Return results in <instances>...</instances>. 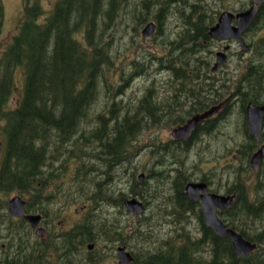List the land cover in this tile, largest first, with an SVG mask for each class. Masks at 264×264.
<instances>
[{
    "label": "trees",
    "instance_id": "trees-1",
    "mask_svg": "<svg viewBox=\"0 0 264 264\" xmlns=\"http://www.w3.org/2000/svg\"><path fill=\"white\" fill-rule=\"evenodd\" d=\"M208 4L207 0H57L45 16L38 0H22L17 31L9 42L2 44L5 9L4 1L0 0V123H3L1 131L4 137L0 148V191L30 196L25 212L42 215L46 206L51 204L42 199V190L49 181H53V158L60 157L63 163H67L68 158L77 157L80 153L87 157V143L104 136L100 129L89 130V121H78V118L87 116L91 106L99 101H105L99 115H105L107 111L113 116L137 115L138 107L126 114L125 100L121 96L128 82L137 76L130 69L146 67L135 59L129 61V68L116 65L111 53L112 31L121 11L131 7L130 11L133 10L139 24L154 20L160 30L168 8L175 6L183 29L174 41L167 42L166 55L153 57V60L159 66L207 68L203 57L196 54L210 51L213 43L207 32L214 21ZM188 5L191 7L188 8ZM253 47L258 55L261 54L258 72H264V65L261 64L264 62V38L254 43ZM176 53L183 56H175ZM251 66L237 81L241 89L240 100L244 104L261 102L264 93V79L259 81L260 77L253 74ZM17 70H21L24 83L18 105L10 108ZM179 76L183 78L182 74ZM260 90L263 93L258 94ZM117 98H121L120 101ZM119 120L108 123L112 126L107 132L111 136L109 151L112 158L137 132L135 120L130 117ZM80 127L83 135L79 133ZM261 140L264 141V134ZM242 145L248 151L239 153L241 165L232 169L233 181L227 194H235L236 198L224 212L223 222L256 244V249L246 259L234 253L228 237H218L203 223L200 225L202 233L196 235L178 223L183 219H172L170 224L173 227L162 239L150 236L148 225H141V219L136 221V225L125 224L120 220L126 216L122 200L129 196L137 197L132 183L126 194L116 189L115 184H109V180L104 183L93 181L89 179L93 166L82 163L77 167L82 179L75 184L90 191L89 195L80 198L79 206L84 214L82 225L60 239L50 237L42 242L34 237L23 220L12 219L5 211L6 203L0 201V252L3 244L7 250L14 252L9 257L0 253V261L43 259L41 255H34L38 249L26 246L47 242L62 245V252L56 255L60 264H103V257L94 256L95 252L89 257L93 260H77L75 255L79 250L76 239L79 240L77 245L84 247L82 252L90 243L100 246L101 243L120 241L123 234H130L134 242L142 247H154L152 252L139 249L130 264H264V171L262 169L251 175L245 161L255 145L249 137ZM76 149L82 152L73 153ZM103 165L108 168L105 159L101 162ZM116 172V169L109 168L104 174L110 178ZM13 245L18 248L8 247ZM38 251L44 252V249ZM53 251H57V247ZM27 252L32 256L20 255Z\"/></svg>",
    "mask_w": 264,
    "mask_h": 264
},
{
    "label": "flooded vegetation",
    "instance_id": "flooded-vegetation-1",
    "mask_svg": "<svg viewBox=\"0 0 264 264\" xmlns=\"http://www.w3.org/2000/svg\"><path fill=\"white\" fill-rule=\"evenodd\" d=\"M238 2L237 6L233 9L224 7L223 2L208 4V8L212 11V19H214L213 25L217 23L222 12L227 11L233 14V16H236L239 13L249 10L254 5L253 0H240ZM171 7L168 8L169 12ZM189 7H191V5H188V8ZM263 11L264 2L257 5V11L252 20L241 32L242 42L247 46L246 52L241 50V46L235 39L218 40L208 35L214 44H218V46L215 45V51L196 54L197 56L203 57V61H205L207 68L204 66L190 68L160 66L154 69L143 68L139 72L141 73L145 69V71L141 73L143 86L140 87L138 100L129 99L125 103V107L127 108L126 114L129 110L138 107L137 115L113 116L110 114V111H107L103 116H92V110L94 108V105H92L87 116H80L78 118V121H89V128L92 131L101 129L105 130V133H107V130L112 128V126L104 121L100 122L99 125L95 124L101 119L111 122L117 119L122 120L124 117H130L132 120L136 121L137 132L135 142L138 144L136 152V158L138 160L136 166L137 173L131 178L129 169L124 166L123 157L129 158V153L132 152L128 147H124L119 154H116V163L114 167L116 168L115 165L117 164V172L113 177L111 175L110 178L113 179L112 183L117 185L116 189H121L122 192L126 194H128L130 184L132 183L133 188L137 192V198L143 205V216L147 215L149 218H156L160 215H166L173 219L197 220L198 234L202 233L200 225L201 223L204 224V220L202 202L199 197L205 193L217 196H224L227 194L228 188L224 173L226 162L224 140L227 118L232 115V108L234 106H237L244 140L249 137L253 140L255 145L245 161V167L251 170V156L262 144H264V141L261 140L264 134V117L261 136L259 141L256 142L254 136L248 131L247 107L249 104L258 107L264 106V91L262 92L260 90L258 92V94H261V92L263 93L260 99L261 102H246L244 104L242 100H240L241 89L238 84H229V81L225 78L226 74L219 75V73L222 71V68L230 62L231 50L236 47L239 48V56H246L245 59L248 63L246 64L245 70H247L248 66L251 64L252 72H258V60L261 54L258 55V53L254 51L253 44L257 43V40L264 38ZM208 16H210L209 13ZM165 19L166 16L163 20ZM154 23L158 28V23L156 21ZM231 25L237 27L236 19L232 21ZM212 26H210L209 29ZM255 35H257V37H255ZM225 47H228L225 64L215 72H211L216 62V54L221 50L225 51ZM175 56L179 55L176 54ZM180 56H183V54ZM261 64L264 65V62ZM148 70H154V74L158 72H160V74L165 73L167 77L169 76L168 80L166 83H156V78L150 79L152 75ZM180 74L183 75V78H180ZM94 119L97 121H94ZM191 122H194V125L189 128L188 132H180L182 128L188 126ZM81 129L82 127H80L79 133L83 135ZM84 135H86V133ZM215 143H217L216 148L214 147ZM247 151L248 149L242 145L238 148L237 154L240 152L247 153ZM80 152L82 151L76 149L73 153ZM109 153L111 152L109 151ZM103 155V150H101L98 155L87 154V158L91 160L90 164L96 167L102 162L103 159L101 160L100 157ZM122 155L123 157L121 158ZM234 156L231 161L237 162L238 159ZM85 157L84 154L80 153L77 157L68 158L67 163H63L60 157L53 159L54 165L57 163L60 167H67L70 171V175H74L76 174L77 165L84 163ZM263 162L264 157L256 172H259L260 169L262 170ZM188 184L203 185L204 188L197 190L195 193L196 198H191L186 195V187ZM118 186H122V188H118ZM42 191V199L51 203L46 206L45 213L41 215V221L38 224V227L42 229V237L40 238L42 242L48 241L50 237H53V239H60L65 233L82 225L83 218H80V220L75 222L69 229L54 234L51 230V227H53L52 214L56 211L60 213V209L63 208L64 202L74 201L75 199L72 196H75L74 194L77 192L63 190L57 184L53 186V181H49ZM64 191L70 195H66ZM56 203L59 204V206H56ZM224 212L225 210L220 211L219 209H215L217 217L221 220L224 219ZM74 213L77 215H84L81 211L76 212L75 210ZM25 224L27 225L26 222ZM45 226L47 229L44 230L43 227ZM27 228L35 235V231L30 229L28 225ZM47 236L49 237L46 238ZM78 243L79 240L76 239L75 244L79 251L76 253L75 258L77 260L86 259H80V255H82L81 250L84 247H79L77 245ZM8 247L18 248L16 245ZM26 247L28 249H44V252L37 251L34 253L37 257L41 255L43 259H25L22 261L2 260L0 264H60V260H56V255L62 252L60 251L62 245L45 242L36 245L30 244ZM54 247H57V251L52 252ZM97 247L96 244H93V247L89 249L86 245L84 252L87 253V257L88 254L93 253ZM1 248L2 250L0 253L2 256L9 257L14 255V252L12 253L7 250L5 244L1 245ZM20 255L32 256V253H21Z\"/></svg>",
    "mask_w": 264,
    "mask_h": 264
},
{
    "label": "rangeland",
    "instance_id": "rangeland-1",
    "mask_svg": "<svg viewBox=\"0 0 264 264\" xmlns=\"http://www.w3.org/2000/svg\"><path fill=\"white\" fill-rule=\"evenodd\" d=\"M4 1V24H3V30H2V38L1 42L2 44H6L10 41L11 37L16 33L17 31V25H18V19L21 14L22 9V0H3ZM39 4L41 5L42 9L44 10L45 16L49 14L51 9L53 8L54 4L57 0H38ZM209 4L212 0H207ZM240 0H225L224 7L228 8H235ZM245 1V0H241ZM131 7L125 8L123 11L119 13V16L116 20L115 27L112 31V42H111V53L112 57L115 59L116 65H124L126 68H129V61L132 59H135L138 62H142L144 67H147L145 69H154L160 67L159 64L155 63L153 60V57H162V55H166V44L168 41H174L181 30L183 29L182 24L175 13V6H172L170 9L169 14L166 15V19L163 20V24L160 26V30L156 28L154 33L149 37L146 38L144 41L141 39V31L144 28V26L152 22L154 20H148L145 24H139L137 19L134 16V12L130 11ZM224 9V8H223ZM155 22V21H154ZM153 22V23H154ZM155 24V23H154ZM258 35V34H257ZM255 35V37H257ZM258 42V40L256 41ZM215 45L218 46V44L212 43L210 47V51H215ZM205 53H208L206 51ZM239 48H232L230 57L231 60L228 62L223 68L222 71L219 73L226 74L225 78L227 81H229V84H235L237 83L238 79L243 74L247 60L245 59L246 56H239ZM177 55H181L182 53H176ZM192 56V55H191ZM176 60H178V57H176ZM164 66H168L165 64ZM143 68L133 69L130 70L132 72L137 73L136 75L140 76H133L132 79L128 82L127 87L124 89V94L121 96L122 99L125 101L123 103H126L129 99L132 100H138L139 97V90L140 87L143 86V78L142 74L145 69L139 73ZM127 73L129 70H126ZM152 76H150V79L156 78V83H161L168 80L167 74L163 73L160 74L158 72L157 74H154V70H148ZM154 74V75H153ZM253 74L256 75L259 81L264 79V72H254ZM15 92L9 102V107L14 108L19 103L20 98V92L23 88L24 83V77L22 75L21 70H17L15 72ZM121 98H117V101H120ZM105 106V101L98 102L94 105V108L92 110V116H103L99 115L103 111V107ZM232 115L227 118L226 122V128H225V179L227 183V188L230 186V184L233 181L232 177V169L238 168L241 164L238 160L237 162L231 161L232 157L234 156L236 159H238L239 153L237 154V150L242 144L244 143V136H243V130L241 128V122L238 116V110L237 106H234L232 108ZM102 120V119H101ZM94 121H97L94 119ZM121 121V120H119ZM100 120L95 123L98 124ZM107 123L112 124L109 120H106ZM90 123V122H89ZM93 124V123H91ZM2 125L3 123H0V144L3 142V134H2ZM96 126V125H95ZM92 127V126H91ZM90 130V128H88ZM111 129V128H110ZM107 130V132L110 131ZM85 130V131H89ZM101 130V129H100ZM104 134V136L100 139H94L95 142H88L87 145L89 146L88 152L90 155H98L101 150H103V156L100 157V159H105L108 164V168L104 165L101 166V163L97 165L96 167H91V170L93 171L91 175H89V179L93 181L98 182H106L109 180V184H112L113 179L105 177L104 172H108L109 168L116 169L118 166L114 164L116 163L115 158H112V155H109V148L112 146V143L110 142L111 136H109V133H105V130H101ZM92 132V131H91ZM89 132V133H91ZM88 133V134H89ZM136 136H133L130 139H127L125 141V146L128 147L132 152L129 158L123 157V164L126 168L129 169L130 177L132 178L133 175L137 173V163L138 160L136 158V152L138 148V144L135 142ZM214 147H217V143L214 144ZM119 154V153H118ZM57 158V157H54ZM2 161V152L0 149V164ZM103 161V160H102ZM91 163V160L87 157H85L84 164L89 165ZM95 164L94 162H92ZM79 165H77L78 167ZM102 167V173L101 170L94 171L95 169H100ZM90 169V168H89ZM107 169V170H106ZM264 171V166L262 167ZM261 170V169H260ZM51 171L53 173L52 179H53V186L56 184L60 186L61 189L66 191H76L77 193L74 194V201L64 202L65 205L71 204V206H63V208L59 211H56L52 214V226L51 230L54 234H58L62 231H65L69 229L75 222H78L80 218L82 219L84 216L80 214H75V210L77 207H79L80 204V198L85 197V195H89L90 191L86 188L82 189L76 186V181H80L81 178V172L77 171L76 168V174L70 175V171L67 167L62 169V167L58 166L56 163L54 167L51 168ZM251 173V172H250ZM95 174V175H94ZM252 175V174H251ZM113 177V175H112ZM255 177L252 179L254 180ZM117 185H115L116 187ZM117 188V187H116ZM118 188H122V186H118ZM65 192V191H64ZM87 192V193H86ZM66 195L67 194L65 192ZM83 194V196L81 195ZM94 196V194H92ZM14 196H19L17 192H11V193H5L0 191V201L7 202L12 199ZM26 196V195H25ZM21 197V196H20ZM30 197V196H29ZM28 196L21 197L23 200L27 201ZM71 198V196H70ZM7 211V210H5ZM141 225H148V229L151 231L150 236H155L158 239H162L163 236H166L167 233L170 232V228H172V224H170V221L173 218H170L166 215H160L156 218H149L146 216H141ZM138 219H133L132 216L126 215L125 217H121L120 220L125 222V224H131L136 225V221ZM178 223H182L185 230H188L191 232V234H198V222L197 220H188L183 219L182 221H178ZM178 226V225H177ZM44 230L47 229V227H43ZM49 229V228H48ZM36 238V236L34 235ZM47 236L46 238H48ZM149 237V236H148ZM120 241L112 242V243H101L100 246H98L94 252L96 253L94 256H101L103 257V264H117V258H116V249L117 247H125V249L134 257V254H138L140 250L144 252H152L154 247L145 245L142 247L138 242H134V238L130 237V234L125 235L119 239ZM124 241V242H123ZM97 246V244H96ZM140 249V250H139ZM39 250V249H38ZM37 250V251H38ZM28 253V252H27ZM22 256V255H21ZM26 256V255H25ZM93 253L88 254L82 251V255H80L81 258H86L85 260H93L92 257ZM24 257V256H22ZM24 259H21L19 261H22Z\"/></svg>",
    "mask_w": 264,
    "mask_h": 264
},
{
    "label": "water",
    "instance_id": "water-1",
    "mask_svg": "<svg viewBox=\"0 0 264 264\" xmlns=\"http://www.w3.org/2000/svg\"><path fill=\"white\" fill-rule=\"evenodd\" d=\"M254 5L247 11L233 16L230 12H223L220 14L218 21L209 30V36L216 38L218 40H237L242 48V51H246L247 46L242 42L241 32L248 26L249 22L252 20L254 14L257 11V5L264 2V0H253ZM237 21V27H233L232 21ZM155 31V26L153 23L147 24L141 32L142 40L144 41L146 37L151 36ZM228 47H225L227 50ZM227 56L224 52H218L216 54V62L211 69V72H215L221 65L225 63ZM264 117V106L258 107L249 104L247 107V126L248 131L254 136L256 142L259 141L261 136L262 122ZM194 125V122L190 123L188 126L182 128L180 132H188L189 128ZM264 156V144L251 156L250 158V168L254 173L260 166L262 158ZM204 188L203 185L188 184L186 187V195L191 198H196L195 193L198 189ZM202 202V213L204 224L210 227L214 233L220 237H228L231 241V246L234 252L244 258H248L250 253L256 249V245L247 241L242 235L236 231L227 228L225 224L217 217L215 209L220 211L226 210L231 207L235 201V195L217 196L212 194H203L199 197ZM127 213H132L136 218L142 211V204L137 201V199H126L123 202ZM25 202L19 196H15L8 201L7 210L10 216L14 218H19L27 221L29 227L35 230L37 237L42 235V229L38 228V224L41 220L40 215H26L24 214ZM79 212V210H76ZM89 249L92 245L88 246ZM118 264H129L132 262L133 258L130 253L125 251L124 247L117 249Z\"/></svg>",
    "mask_w": 264,
    "mask_h": 264
},
{
    "label": "bare ground",
    "instance_id": "bare-ground-1",
    "mask_svg": "<svg viewBox=\"0 0 264 264\" xmlns=\"http://www.w3.org/2000/svg\"><path fill=\"white\" fill-rule=\"evenodd\" d=\"M239 257V256H238Z\"/></svg>",
    "mask_w": 264,
    "mask_h": 264
}]
</instances>
